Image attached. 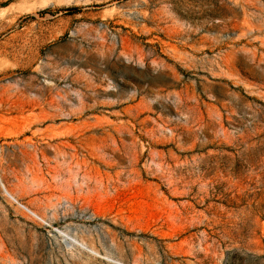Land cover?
Here are the masks:
<instances>
[{
    "label": "rangeland",
    "instance_id": "rangeland-1",
    "mask_svg": "<svg viewBox=\"0 0 264 264\" xmlns=\"http://www.w3.org/2000/svg\"><path fill=\"white\" fill-rule=\"evenodd\" d=\"M0 264H264V0H0Z\"/></svg>",
    "mask_w": 264,
    "mask_h": 264
},
{
    "label": "bare ground",
    "instance_id": "bare-ground-1",
    "mask_svg": "<svg viewBox=\"0 0 264 264\" xmlns=\"http://www.w3.org/2000/svg\"><path fill=\"white\" fill-rule=\"evenodd\" d=\"M3 186V190H4V193L11 199L13 200L14 202H16L17 204H19L22 208H24L27 212H29L31 215L35 216V217H38V215L33 212L32 210H30L28 207H26L25 205H22L13 195L10 191H8V189L4 186ZM39 218V217H38Z\"/></svg>",
    "mask_w": 264,
    "mask_h": 264
}]
</instances>
